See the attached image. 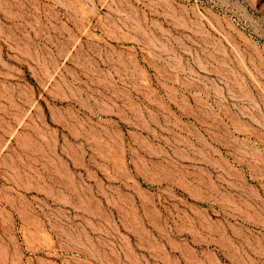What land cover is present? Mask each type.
<instances>
[{
    "label": "rangeland",
    "instance_id": "obj_1",
    "mask_svg": "<svg viewBox=\"0 0 264 264\" xmlns=\"http://www.w3.org/2000/svg\"><path fill=\"white\" fill-rule=\"evenodd\" d=\"M0 264H264V0H0Z\"/></svg>",
    "mask_w": 264,
    "mask_h": 264
}]
</instances>
